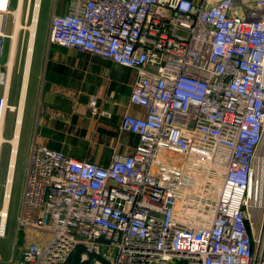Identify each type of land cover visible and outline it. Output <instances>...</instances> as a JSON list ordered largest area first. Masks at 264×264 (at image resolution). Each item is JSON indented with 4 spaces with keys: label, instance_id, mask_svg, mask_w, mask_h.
Masks as SVG:
<instances>
[{
    "label": "built area",
    "instance_id": "built-area-1",
    "mask_svg": "<svg viewBox=\"0 0 264 264\" xmlns=\"http://www.w3.org/2000/svg\"><path fill=\"white\" fill-rule=\"evenodd\" d=\"M12 12L0 0V57ZM48 40L133 69L128 103L144 115L123 114L137 142L105 165L29 147L17 221L34 239L0 264L76 251L91 264H264V0H67ZM4 67L0 134L15 110ZM88 108L111 117L96 95ZM182 157L221 171L206 225L187 216Z\"/></svg>",
    "mask_w": 264,
    "mask_h": 264
},
{
    "label": "crops",
    "instance_id": "crops-1",
    "mask_svg": "<svg viewBox=\"0 0 264 264\" xmlns=\"http://www.w3.org/2000/svg\"><path fill=\"white\" fill-rule=\"evenodd\" d=\"M66 4L63 0L60 12L53 6L48 32L51 15L65 12ZM48 32L43 46L35 44L32 51L19 134L25 130L29 147L43 144L100 165L107 164L114 152L131 153L137 137L120 132L119 124L125 113L144 115L142 108L128 103L135 71L89 52L52 44ZM91 95L111 117L90 115ZM27 237L34 239L32 233Z\"/></svg>",
    "mask_w": 264,
    "mask_h": 264
},
{
    "label": "rangeland",
    "instance_id": "rangeland-1",
    "mask_svg": "<svg viewBox=\"0 0 264 264\" xmlns=\"http://www.w3.org/2000/svg\"><path fill=\"white\" fill-rule=\"evenodd\" d=\"M32 3L33 0H23L20 21L25 26H29L31 24L30 18L33 14ZM62 3L63 0H41L39 13L40 17L35 41L36 47L43 46L46 40L48 32V17L50 12L54 8L53 6L56 4L57 12H60ZM17 5L18 0H11V6L13 8V11L16 9ZM13 23L14 14H10L4 24L6 34H9L11 32L13 28ZM28 35L29 31L27 29L20 30L15 46V55L11 65L9 87L11 85L10 91L12 90V98L10 97V104L12 106H15V110L13 112L8 113L7 115L6 123L2 131L3 140L0 142H3L0 147V209L3 206V195H5V191L8 185L7 183L5 188V179L6 177L8 179L11 159V139L13 138L15 131V124L18 114V104L20 99L19 93L22 88V79L28 47ZM9 49L10 41L8 38H4L2 40V55L0 57V61H3V63L5 64L4 69L7 71V73L9 68ZM19 140L20 141L17 153V162L12 183V196L8 209L6 229L3 235L0 234V259L3 261L9 260L12 257L16 258L19 255V252L22 247H24L26 242H28L29 238L27 237V234L30 233H26L25 230L21 229L18 226L17 221L29 150L28 139L25 135L24 129L21 130ZM185 161H188V164L184 163ZM179 163L184 164V174L182 176L181 181L184 183L185 193L183 194V196L184 200L187 202V216H190L191 218V216L196 215L195 218L191 219L197 221L199 218L198 214L201 213L202 208L209 202V200L214 199L216 195L217 187L215 185L216 182H214L213 180L216 179L213 177L215 173H213L214 171H212L213 168L211 167H205L202 164L197 165L195 163H191L188 157L180 158ZM206 215L208 217L210 216L209 214ZM185 219L186 221L193 223V220L191 221L190 219ZM22 242H24V244H22ZM86 261L88 260L82 261L81 259H79V264H91V259L90 263H86Z\"/></svg>",
    "mask_w": 264,
    "mask_h": 264
},
{
    "label": "bare ground",
    "instance_id": "bare-ground-1",
    "mask_svg": "<svg viewBox=\"0 0 264 264\" xmlns=\"http://www.w3.org/2000/svg\"><path fill=\"white\" fill-rule=\"evenodd\" d=\"M22 6H23V0H18V5L16 6V9L12 12L14 14V23H13V28L9 34L4 33V37L8 38L10 41V49H9V68H8V73H7V80H6V85L9 87L10 84V73H11V65L12 61L15 55V46L17 43L18 35L21 29H27L29 31L28 35V47H27V54H26V59H25V67H24V73H23V79H22V88L20 91V99H19V104H18V114H17V120L15 124V136L11 139V146H12V153H11V159H10V166H9V174H8V185L7 189L5 191L4 195V200H3V206L0 209V234L3 235L6 229V222L8 218V209L10 205V200L12 196V183H13V177L15 173V168H16V162H17V153H18V148H19V130L21 126V121H22V115H23V106H24V101H25V96L27 92V78H28V70H29V65L31 61V56H32V51L35 46V40H36V33H37V25L39 21V11L37 8L33 10V21H31V24L28 26H25L23 23H21L20 18H21V12H22ZM3 140L2 133L0 134V142ZM178 158L177 157H171L170 160L173 162H176ZM191 163L195 164H203V166L211 167L209 163L203 162V160L199 158H191ZM212 168V167H211ZM216 170V171H215ZM213 169L214 175L213 177L216 179H213L214 182H216V187L218 188L220 185V179H219V173L221 172L219 169ZM216 176V177H215ZM10 179H12V182H10ZM196 216V215H195ZM192 216V217H195ZM201 216V214H200ZM206 216H202V218L198 219L195 222V225H206Z\"/></svg>",
    "mask_w": 264,
    "mask_h": 264
},
{
    "label": "trees",
    "instance_id": "trees-1",
    "mask_svg": "<svg viewBox=\"0 0 264 264\" xmlns=\"http://www.w3.org/2000/svg\"><path fill=\"white\" fill-rule=\"evenodd\" d=\"M73 258H74V259H73ZM79 259H80L79 251H76L75 253H73V254L70 256V258H69L67 264H79V263H80V262H79ZM90 259H91V258H90ZM90 259H89L88 261H86V263H90ZM81 263H82V262H81Z\"/></svg>",
    "mask_w": 264,
    "mask_h": 264
}]
</instances>
